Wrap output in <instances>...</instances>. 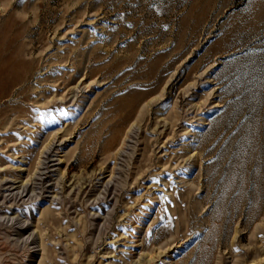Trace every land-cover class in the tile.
I'll list each match as a JSON object with an SVG mask.
<instances>
[{
  "label": "rangeland",
  "instance_id": "374dc122",
  "mask_svg": "<svg viewBox=\"0 0 264 264\" xmlns=\"http://www.w3.org/2000/svg\"><path fill=\"white\" fill-rule=\"evenodd\" d=\"M0 264H264V0H0Z\"/></svg>",
  "mask_w": 264,
  "mask_h": 264
},
{
  "label": "bare ground",
  "instance_id": "6f19581e",
  "mask_svg": "<svg viewBox=\"0 0 264 264\" xmlns=\"http://www.w3.org/2000/svg\"><path fill=\"white\" fill-rule=\"evenodd\" d=\"M125 131H126V130H125ZM38 142H39V141H38ZM123 143H124V142L121 141L119 146L121 147V146L123 145ZM117 148H118V147H117ZM118 149H119V148H118ZM120 150H121V149H120Z\"/></svg>",
  "mask_w": 264,
  "mask_h": 264
}]
</instances>
